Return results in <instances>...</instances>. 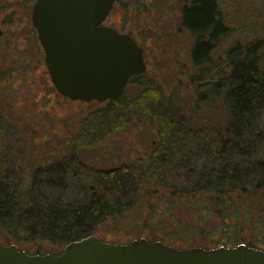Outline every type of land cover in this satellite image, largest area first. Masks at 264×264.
Instances as JSON below:
<instances>
[{
  "label": "trees",
  "instance_id": "16d2710c",
  "mask_svg": "<svg viewBox=\"0 0 264 264\" xmlns=\"http://www.w3.org/2000/svg\"><path fill=\"white\" fill-rule=\"evenodd\" d=\"M181 23L194 38L191 60L196 74L190 78L199 81L195 84L200 98L190 110L193 119L180 113L178 106L163 107L161 97L150 102L148 93L153 90L147 88L139 98L159 136L144 163L97 170L72 152L66 163L39 165L27 177H12L2 168L1 243L39 239L59 246L50 251L58 253L67 242L93 233L106 219L134 211L136 195L144 189L154 191L165 209L156 211L151 205L147 216L137 219L140 223L165 221L176 227L179 224L169 209L189 198L205 223L218 218L213 233L222 235L207 247L242 242L237 229L247 226L256 235L246 244L264 248V40L238 42L215 58L213 51L229 30L219 0H189L181 8ZM218 60L219 65L214 63ZM140 77L134 75L128 85ZM203 86L221 96L228 113L224 126L194 125L201 121L195 118L200 108L212 105L199 94ZM124 97L125 92L108 99V104L120 103ZM102 111L108 113L109 106ZM109 125L94 138H100Z\"/></svg>",
  "mask_w": 264,
  "mask_h": 264
},
{
  "label": "rangeland",
  "instance_id": "374dc122",
  "mask_svg": "<svg viewBox=\"0 0 264 264\" xmlns=\"http://www.w3.org/2000/svg\"><path fill=\"white\" fill-rule=\"evenodd\" d=\"M33 1L0 0V170L7 168L12 177H27L39 165L66 163L72 152L97 170L144 163L159 136L152 115L139 98L147 88L153 90L148 93L150 102L157 103L161 97L163 107L178 106L180 113L193 119L190 110L200 98L195 84L199 81L190 78L196 74L191 60L194 38L181 23V8L189 0H116L106 23L132 34L143 47L146 70L140 81L127 86L124 99L113 105L109 100H72L57 91L31 24L29 4ZM219 5L229 30L213 51L215 58L238 42L264 40V0H219ZM9 13L12 21L5 19ZM207 89L203 86L199 94L212 105L200 108L195 118L201 121L194 125L224 126L228 113L221 96ZM108 106L105 114L102 110ZM108 122V130L95 139V133L103 131ZM142 191L136 195L134 211L106 219L93 233L109 242L157 237L176 247H207L222 235L213 233L217 216L205 223L189 198L184 205L174 203L169 209L178 220L176 227L165 221L138 222L151 205L156 211L165 209V202H158L154 191ZM237 233L244 237L243 243L256 235L247 226L239 227ZM14 243L24 250L40 249V253L59 247L39 239Z\"/></svg>",
  "mask_w": 264,
  "mask_h": 264
},
{
  "label": "water",
  "instance_id": "95a60500",
  "mask_svg": "<svg viewBox=\"0 0 264 264\" xmlns=\"http://www.w3.org/2000/svg\"><path fill=\"white\" fill-rule=\"evenodd\" d=\"M113 0H36L32 21L54 87L75 100L118 99L146 70L143 47L128 32L103 24ZM2 29L0 28V36ZM0 264H264V248L176 247L159 239L109 242L91 233L58 253H30L0 243Z\"/></svg>",
  "mask_w": 264,
  "mask_h": 264
},
{
  "label": "flooded vegetation",
  "instance_id": "af4514ba",
  "mask_svg": "<svg viewBox=\"0 0 264 264\" xmlns=\"http://www.w3.org/2000/svg\"><path fill=\"white\" fill-rule=\"evenodd\" d=\"M35 2H36V0H34L33 1V3L32 4H29L30 5V20H31V24L34 26V24H33V21H32V11H33V7H34V4H35ZM115 3H116V0H113V4H112V7H111V9H110V11H109V13H108V15L105 17V19L103 20V24H105V25H109V26H113V25H111V24H108V23H106V19L108 18V16L111 14V12H112V9H113V7H114V5H115ZM8 17H6L5 19L6 20H8V21H12V17H10L11 16V14L9 13V15H7ZM35 27V26H34ZM113 27H115V28H117L119 31H122L121 29H119L118 27H116V26H113ZM36 29V28H35ZM3 32V31H2ZM36 32H37V29H36ZM122 32H125V31H122ZM129 33V32H128ZM130 34V33H129ZM1 35H2V33H1ZM132 35V34H131ZM37 37H38V34H37ZM136 40V39H135ZM137 41V40H136ZM138 43V42H137ZM139 44V43H138ZM143 56H144V53H143ZM144 60H145V57H144ZM146 62V61H145ZM126 90V89H125Z\"/></svg>",
  "mask_w": 264,
  "mask_h": 264
}]
</instances>
